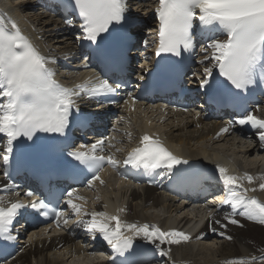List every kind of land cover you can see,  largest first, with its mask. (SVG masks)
<instances>
[{"label":"snow or ice","instance_id":"6c2138e0","mask_svg":"<svg viewBox=\"0 0 264 264\" xmlns=\"http://www.w3.org/2000/svg\"><path fill=\"white\" fill-rule=\"evenodd\" d=\"M61 3L70 9L63 17V23L72 26L75 18H78L81 21L79 27L82 35L77 36V39L94 45H98L103 34L109 33L114 25H120L129 11L127 0H61ZM68 16L74 19H69ZM155 18L158 21L156 57L162 54L180 57L184 53H191L195 49L194 37L197 31L203 38L204 43L200 48L203 59L197 63L209 62L210 66L203 68L201 89L210 86L209 79L214 76L223 78L224 82L236 90H247L257 83L258 77L264 80V0H158ZM144 43L147 46V41ZM54 63L55 59L44 55L22 33L15 21L0 14V138L6 139V144L0 150L6 183H3L0 191L20 195L15 191L18 186L14 184L9 172L14 152L22 151L24 141H34L38 133L64 135L70 126L73 112H80L77 100L81 96L96 100L101 107L117 103L111 97L119 95L123 86L121 83L94 77L83 84L65 87L55 79V71L50 67ZM193 76L196 77L197 73H193ZM139 79L143 80L144 76L141 75ZM127 95L131 104L129 105V99H125L124 104L129 105L130 111L134 110L132 105L136 103V98L130 92ZM234 125H248L257 129L259 145L264 149V118L248 112L229 121L220 128L216 136L230 133ZM113 146L109 142L108 147ZM67 157L83 166L80 171L90 174L88 187L97 181L104 184L100 173L105 164L117 171L123 165L133 169L143 168L146 172L162 170L161 174H172L178 165L189 163L170 151L158 136L147 132L139 137L137 146L128 152L123 161L116 159L111 152L105 154L103 137L68 151ZM215 171L225 189L224 199L216 206L215 211L218 213L225 207L229 210L224 211L223 216L227 223L216 219L213 210H209L210 230L217 232L215 227H211L213 222L225 230L229 224L243 227L237 217L264 225V201L252 194L257 189L251 187L255 180H259L258 188L264 191V175L254 177L247 172L237 174L219 164ZM195 175L181 172L180 178L195 179ZM75 191L76 189H70L65 201L71 215L76 217L73 223L77 227H83L92 240L100 239L106 243L112 253L109 256L111 264H146L145 245H153L155 255L161 259L170 257L171 248L163 245H179L192 239L189 234L175 228L163 230L156 224L122 219L120 214L127 211L123 207H118L115 214L88 210L83 197L73 198ZM24 195L33 197L35 194L29 189ZM75 200H82L84 203H76ZM25 209L34 210L39 217L51 218L57 228L69 223L66 209L50 207L45 199L23 202L0 196V238L5 241L17 239L13 228ZM48 231V228L44 229L45 234ZM218 234L225 239H233L225 231ZM137 240L145 243L137 244ZM211 243L215 244V241ZM114 257L121 259L117 261ZM224 264H264V248L259 249V255L229 259Z\"/></svg>","mask_w":264,"mask_h":264},{"label":"bare ground","instance_id":"6f19581e","mask_svg":"<svg viewBox=\"0 0 264 264\" xmlns=\"http://www.w3.org/2000/svg\"><path fill=\"white\" fill-rule=\"evenodd\" d=\"M17 4L13 5L9 4L7 0H0V8L8 5L6 9L20 21L26 20L37 32L34 36L40 35L44 39V44L58 46L61 50L71 48L70 42L53 35L49 26L51 20L34 12L32 2L23 0ZM153 115L147 109L139 110L133 115L132 122L135 121L140 126L142 124L144 126ZM258 117L264 118L263 109ZM157 120L159 119L157 118ZM164 121L166 122L161 128L162 130L158 126L156 129L161 135H164L167 143L178 156L191 161L208 162V165L214 170L219 164L237 174L247 172L254 177L264 175V149L260 147L258 139L253 136L254 134H251L250 140L243 141L232 137L213 141V136L218 129L216 123L202 124L198 130L195 129L193 121L189 118L165 117ZM222 142H228L230 147L239 145L233 151L230 149L233 156H228L222 150L220 151L218 146L217 148L212 147ZM236 150L238 154L243 156V159L249 162L248 166L234 157ZM259 182V180H255L251 185L257 189L252 194L264 201V191L259 190ZM244 183L248 186L247 181ZM101 198L105 202L111 203L114 209L126 208L127 211L121 213L122 219L130 222L156 224L163 230L175 228L178 231L184 230L191 223V217L185 210L186 206L177 204L163 193L152 189L115 186L113 182L109 181ZM210 210H213L216 219L227 223L223 220L224 211L229 210L227 207L218 213L215 211L216 208ZM208 212L209 210L195 212L200 221L206 220L200 234L187 243L163 245L165 248H171L170 257L164 258L167 264H173V262L174 264H224L229 259L259 255V249L264 248V225L237 217L243 227L229 224L225 230L220 229L219 225L213 222L211 227L217 229V232H213L210 230ZM220 231H225L226 235L232 236L233 239L228 240L220 236L218 234ZM197 236L202 238L206 236L207 239H196ZM98 240L100 239L95 241ZM212 241H215V244H212ZM81 250L77 237L64 238L54 235L50 239L37 235L23 254L10 264H108V262L99 261L97 257L82 255Z\"/></svg>","mask_w":264,"mask_h":264},{"label":"rangeland","instance_id":"374dc122","mask_svg":"<svg viewBox=\"0 0 264 264\" xmlns=\"http://www.w3.org/2000/svg\"><path fill=\"white\" fill-rule=\"evenodd\" d=\"M217 146H218V148H219V150L221 151H223V152H225L228 156L230 155V156H233V149H235V148H237L238 146L236 145V147L234 146V147H230V145L228 144V142H223V143H220V144H216L215 146H212L213 148H217ZM230 149L232 150V151H230ZM234 157H236V158H238L239 160H240V162H242V163H244V164H246L247 166H248V163L249 162H247V160L246 159H243L242 157V155H240V154H238V152H237V150L235 151V155H234ZM254 160H257V158H254ZM247 163H246V162Z\"/></svg>","mask_w":264,"mask_h":264}]
</instances>
